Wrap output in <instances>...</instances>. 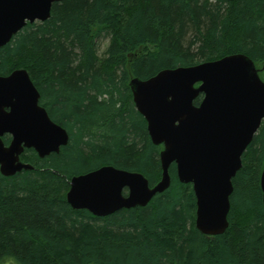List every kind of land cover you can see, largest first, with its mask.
Here are the masks:
<instances>
[{"label": "trees", "instance_id": "1", "mask_svg": "<svg viewBox=\"0 0 264 264\" xmlns=\"http://www.w3.org/2000/svg\"><path fill=\"white\" fill-rule=\"evenodd\" d=\"M234 54L264 82V0H62L48 20L25 25L0 49V76L25 70L69 140L43 159L25 150L32 169L0 175V264H264L263 126L232 179L222 235L195 229L192 188L175 165L145 207L98 218L66 201L72 177L104 166L150 187L160 180L162 146L134 107L131 80Z\"/></svg>", "mask_w": 264, "mask_h": 264}, {"label": "water", "instance_id": "2", "mask_svg": "<svg viewBox=\"0 0 264 264\" xmlns=\"http://www.w3.org/2000/svg\"><path fill=\"white\" fill-rule=\"evenodd\" d=\"M62 0H0V49L27 24L49 19ZM132 101L144 118L159 154L161 177L152 187L140 173L104 166L69 181L66 201L73 210L105 217L145 207L170 186L175 165L180 183L192 187L195 229L204 236L228 228L232 179L242 156L264 127V82L243 54L190 67L165 69L147 80L130 81ZM202 96L200 103L193 102ZM39 93L25 70L0 76V175L31 170L20 160L32 149L38 158L57 154L68 143L64 128L39 105ZM10 138L5 146L2 137ZM260 186L264 206V167Z\"/></svg>", "mask_w": 264, "mask_h": 264}, {"label": "rangeland", "instance_id": "3", "mask_svg": "<svg viewBox=\"0 0 264 264\" xmlns=\"http://www.w3.org/2000/svg\"><path fill=\"white\" fill-rule=\"evenodd\" d=\"M107 43H108V40H103V41L101 42V45H100V48H99V54L102 53V51L104 50V48H105V46L107 45ZM23 163H24V162H23Z\"/></svg>", "mask_w": 264, "mask_h": 264}, {"label": "flooded vegetation", "instance_id": "4", "mask_svg": "<svg viewBox=\"0 0 264 264\" xmlns=\"http://www.w3.org/2000/svg\"><path fill=\"white\" fill-rule=\"evenodd\" d=\"M4 137H7V138H9L8 136H4ZM4 137H2V141H3V138H4ZM9 139H10V138H9ZM7 146H8V144H7ZM24 151H25V150H24Z\"/></svg>", "mask_w": 264, "mask_h": 264}, {"label": "bare ground", "instance_id": "5", "mask_svg": "<svg viewBox=\"0 0 264 264\" xmlns=\"http://www.w3.org/2000/svg\"><path fill=\"white\" fill-rule=\"evenodd\" d=\"M72 178H73V177H72ZM72 178H71V179H72ZM68 191H69V189H68ZM68 191H67V193H68ZM67 193H66V196H67ZM66 200H67V199H66ZM115 213H116V212H115Z\"/></svg>", "mask_w": 264, "mask_h": 264}]
</instances>
